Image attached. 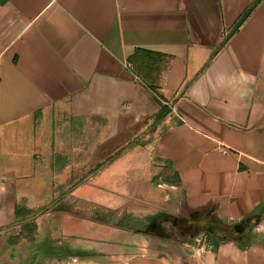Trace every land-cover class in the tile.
Instances as JSON below:
<instances>
[{
    "label": "crops",
    "instance_id": "crops-1",
    "mask_svg": "<svg viewBox=\"0 0 264 264\" xmlns=\"http://www.w3.org/2000/svg\"><path fill=\"white\" fill-rule=\"evenodd\" d=\"M65 262L264 264V0H0V264Z\"/></svg>",
    "mask_w": 264,
    "mask_h": 264
},
{
    "label": "rangeland",
    "instance_id": "rangeland-1",
    "mask_svg": "<svg viewBox=\"0 0 264 264\" xmlns=\"http://www.w3.org/2000/svg\"><path fill=\"white\" fill-rule=\"evenodd\" d=\"M92 167V166H91ZM90 173H91V177H92V180L90 181V184H91V188H93V189H95L93 192L94 193H90V197H89V199H90V201H89V205L91 206V217H92V211H93V209H92V207L93 206H96L97 205V201H98V198L97 197H99L98 196V188H97V186H96V184L98 183V182H102V181H104V180H102V181H100V179L98 178V176H97V173H98V171H96L95 173H94V171H93V169H91V171H90ZM78 183V182H77ZM105 184H107V185H109L110 186V188H112L113 187V184H114V182L113 181H108V182H106ZM92 191V190H91ZM106 193V204L107 205H110V207L112 208L113 206H114V198H113V195H112V192H110V191H106L105 192ZM111 194V195H110ZM60 199H62V198H60ZM64 199V198H63ZM81 198L79 197V198H76V199H74L73 200V202L72 201H70V205H69V208L70 209H72L73 210V212H75V214L76 215H80V211H79V206L81 205V203H82V201L80 200ZM121 199H123V198H119L118 197V199H117V203H118V205H119V202H120V200ZM68 200H72L71 198H69ZM125 201L122 203L123 204V206H125V207H129V205L131 204L130 202H131V199L129 198V197H127V198H125L124 199ZM85 204H87L86 203V201H83ZM167 208V211L169 212V214H168V216L170 217V218H174V217H184V218H189V219H191V220H193V218L192 217H194L195 219H199V217L198 216H202V215H204L205 216V219H206V221H207V226L206 225H201V227H202V229H201V227H198L197 226V223H195V227L193 226V224H191L190 226H189V230H187L189 233H191L192 232V236L190 237V239H187L186 240V242L188 241L189 243L191 242V241H193L194 242V248H195V239L199 236V235H201V234H203L204 236H205V239H204V248H205V251H207V250H211L212 248H213V246H214V244H215V242H216V240L214 239V236H213V229L215 230V231H217L218 230V226H219V229L221 228V227H223L224 226V223L222 222V221H218V219H217V217H216V212H214V208H213V206H209V207H207V211L206 212H204V213H202V214H197V213H195V212H193L192 211V209H190V208H187L186 206H184V203H183V201L182 200H180V199H177V200H171V202H170V204L166 207ZM186 216V217H185ZM194 221V220H193ZM217 225V226H216ZM206 226V227H205ZM208 227V228H207ZM209 230V231H208ZM221 230V229H220ZM186 231V232H187ZM183 233V232H182ZM184 234V233H183ZM160 235V233L157 235V236H159ZM214 235H216V234H214ZM123 236V239L124 238H129V236L126 234H123L122 235ZM180 237H182V236H178L177 235V239H179ZM182 240V239H181ZM92 248V247H91ZM106 248H107V250H109V251H111L112 253L114 252V245H113V243H109V242H107V244H106ZM129 253L132 255V254H140V253H142V251H140V250H137V251H129ZM110 261V260H109ZM91 262H93V261H91ZM65 264H67V262H65Z\"/></svg>",
    "mask_w": 264,
    "mask_h": 264
},
{
    "label": "built area",
    "instance_id": "built-area-1",
    "mask_svg": "<svg viewBox=\"0 0 264 264\" xmlns=\"http://www.w3.org/2000/svg\"><path fill=\"white\" fill-rule=\"evenodd\" d=\"M204 239L205 236L203 234L199 235L195 239L193 258L196 259L198 262H200L202 255L205 253Z\"/></svg>",
    "mask_w": 264,
    "mask_h": 264
}]
</instances>
